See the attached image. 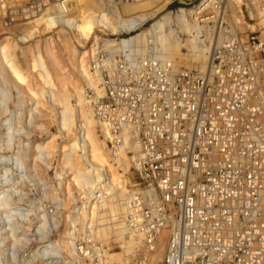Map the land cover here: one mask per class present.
<instances>
[{
    "label": "built area",
    "instance_id": "1",
    "mask_svg": "<svg viewBox=\"0 0 264 264\" xmlns=\"http://www.w3.org/2000/svg\"><path fill=\"white\" fill-rule=\"evenodd\" d=\"M78 1L56 0L61 16L72 19ZM168 5L136 31L95 36L88 50L84 98L111 156L126 153L137 175L119 215L124 240H102L99 223L82 218L114 195L102 183L71 197L62 238L27 251L25 262L110 264L115 242L128 247V264H264V0H246L248 32H238L226 0ZM164 13L196 27L205 70L167 59L155 34L122 43Z\"/></svg>",
    "mask_w": 264,
    "mask_h": 264
},
{
    "label": "rangeland",
    "instance_id": "2",
    "mask_svg": "<svg viewBox=\"0 0 264 264\" xmlns=\"http://www.w3.org/2000/svg\"><path fill=\"white\" fill-rule=\"evenodd\" d=\"M88 1L94 15L100 11L109 14L114 5L121 17L128 20L146 14L154 17L157 10L168 4L170 11L199 0H174L172 4L171 0H157L149 9L144 3L135 9L134 0ZM84 3H78L73 18L65 19L70 22L67 23L49 13L45 0H0V264H30L24 261L27 251L48 240L61 239L73 217L71 197L81 190L92 191L114 176L121 182L127 180L124 184L127 192L137 183L131 162L127 166L123 158L118 162L109 156L112 168L107 167L104 172L94 168L99 164L94 163L93 144L88 137L87 121L91 114L82 96L86 75L80 64L82 60L89 63L88 50L95 36L107 33L112 37L115 32L97 29L90 40H83L74 25L89 14L81 6ZM245 4L246 0H240L227 8L230 18L238 16L243 23L238 32H248L247 24L255 23L249 20L251 10ZM257 10L264 19L263 9ZM150 24L144 30L153 25ZM182 35L184 40L192 39L188 34ZM15 69L25 81L18 78ZM80 94L84 103L78 100ZM90 130L95 143L109 154L107 144L102 145L105 140L97 124ZM120 192L112 191L109 195H115L107 203L96 202L99 209L104 203V216L99 209L89 215V208L82 217L94 224L98 222L101 227L98 235L107 242L111 236L124 240L119 223V215L124 211L119 208L127 192L123 196ZM45 210L48 213H42ZM42 229L46 231L44 235L40 234ZM63 243L67 254L72 255L69 243ZM111 248L107 256L110 264H125L124 261L128 264L125 245L123 252L115 242H111ZM162 257L159 254L154 261L158 263Z\"/></svg>",
    "mask_w": 264,
    "mask_h": 264
},
{
    "label": "bare ground",
    "instance_id": "3",
    "mask_svg": "<svg viewBox=\"0 0 264 264\" xmlns=\"http://www.w3.org/2000/svg\"><path fill=\"white\" fill-rule=\"evenodd\" d=\"M81 1L85 2L84 5H81V6L84 7V9H86L87 11L89 10V14H87L82 20H79L78 22H76L74 27L77 29L78 34H80L79 36H81L83 40H90L93 37V35L97 29H102L104 32L112 31L115 33L119 32L120 30L122 31V30H126V29H129L130 31H136L137 25H141L150 17H152V18L155 17V16L153 17V14H152V16L150 14H146V15H143L141 18L133 17L131 19L125 20L121 17V13H119L117 11V8L114 7L113 4H111V5H113L111 7V9L108 7L110 9L109 14H106V13L100 11V12H98L97 15H94L90 11L91 6H92L91 2L88 1V3H87V0H79L78 3ZM45 2L47 4L45 6L50 7L49 13H52V15H54L55 18H57V19L60 17L63 18L61 16V13H60L59 8L57 6L56 0H47V1L45 0ZM134 2L136 3V6H133V7H136L135 9H138V7L140 5H144V4H145V6H147L146 9H149V8L153 7V5L157 2V0H149V1L134 0ZM234 2L238 4V3H240V0H226L227 8L233 7ZM78 3L76 6H78ZM142 3H144V4H142ZM106 5H109V4H106ZM86 6H87V8H86ZM101 9H98V10H101ZM163 9L161 8L160 10H157L156 12L158 13L159 11H161ZM261 12H263V14H264V9H263V11L261 10ZM231 13H232V11H231ZM63 20L66 21L65 18H63ZM112 20H113V22H111ZM67 23H70V22L68 21ZM233 24L237 28H243L242 27L243 23L240 22V20L238 19V16L233 18ZM194 28L196 29V27L194 25H192L191 23L185 22V20L182 19L181 17L177 16L175 19H173L170 16V13H167L166 15L163 16V19L156 20L149 29L142 31L141 33H137V34L135 33V35L132 34V37H130L128 39H124L122 41V43L123 44L124 43L125 44H129V43L133 44V43L146 42L148 39V37H147L148 35L153 36L155 34V36L157 37V42H158L157 48L162 49L161 51L164 53V55L167 59H170V60L175 61V62L177 61L176 62L177 64L184 63L187 67H192V66L196 65L197 68L205 70L207 67V56L205 55L204 48L200 47V45L198 44V42L195 38L190 39L188 37L187 39L184 40L180 36L182 34H186V35L188 34V36H191ZM184 47L190 51V54L185 55L184 53L181 52L182 48H184ZM143 52H144L143 48H141L138 51L139 54L140 53L142 54ZM84 54H87V52H84ZM80 65H81V71L87 77L88 76V63H86L85 61L82 60ZM14 72L22 82L25 81V78H23V76L20 74V71L15 69ZM81 95L82 94L79 95L80 98L78 100L80 102H83V98L81 97ZM82 96H84V95H82ZM86 103L90 107L89 103L88 102H86ZM88 106H85V107H88ZM89 107H88V109L90 110L91 115L87 114L88 116H90L89 120L87 121V123H88L87 124L88 125V137L93 144V160L95 161L94 163L96 165H97V163L99 164V165H97L98 167H96L94 165L95 166L94 168H97V170L99 172H101V171L104 172V170L107 169V167L112 168V165L110 164V160H111V158L113 159V157L111 156L110 152H109V154L106 153L104 150H102L103 149L102 147L98 146L97 143H95V138L92 135L93 132L90 129H91V127L96 126L97 123H96V120L94 118L93 111H92L91 107L90 108ZM102 145L106 146L105 141L102 142ZM109 156L111 157L110 159H109ZM122 158L124 159V161L127 163V166H128V162L129 161L131 162V159H130V157H128V155L126 153H120V155H118L117 158L114 157V160L119 162V161H121ZM119 179H120L119 177L114 176V177H112L111 180L106 181L108 183L104 184L101 188H107V186H108L109 188L112 189V190L109 189V191L107 192L108 195L112 191H114V192L116 191V194L118 193V191H121L120 196H123L122 194L127 192V190H126L127 188L124 189L125 188L124 184H125V182L127 183V180L121 182ZM117 187H118V189H117ZM122 188H123V190H122ZM103 201H105L107 203V200H103ZM124 204H125V199H124V202L121 203L119 211L125 212ZM103 205H104V203H102V206ZM95 209L98 210L99 206H98V208H96L95 204L92 202L90 204L89 215L90 214L94 215ZM114 212H112V213L114 214ZM113 214H112V216H113ZM117 214H119V213H117ZM120 227H121V225H120ZM118 237H120V235H118ZM124 245H126V244H124ZM126 249H127V251H129L128 247ZM159 254H161V252ZM124 263L126 264L125 261H124Z\"/></svg>",
    "mask_w": 264,
    "mask_h": 264
}]
</instances>
